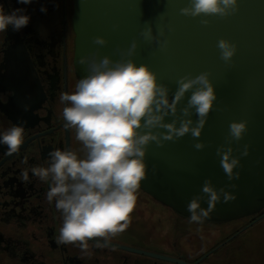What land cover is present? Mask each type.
Returning a JSON list of instances; mask_svg holds the SVG:
<instances>
[{
	"label": "clouds",
	"instance_id": "obj_1",
	"mask_svg": "<svg viewBox=\"0 0 264 264\" xmlns=\"http://www.w3.org/2000/svg\"><path fill=\"white\" fill-rule=\"evenodd\" d=\"M17 2L28 5L32 0ZM239 7L240 0H188L180 12L193 18L201 17L200 23L206 26L210 23L208 17L226 18L235 15ZM41 11L46 12V8L42 6ZM29 21L30 16L23 8L10 12L0 8V32H5L9 26L18 32ZM140 35L147 42L155 41L161 49L168 46V39H162V29L153 35L148 25ZM93 43L104 46L107 40L95 36ZM216 46L220 59L230 64L237 44L221 37ZM136 49L137 41L133 40L126 50H121L118 60L107 55L98 59L99 50L79 58L81 65H87V74L77 82L74 92L61 93L60 102L66 105L62 112L65 127L75 129L76 140L83 145L85 155L79 157L71 149H54L48 154L47 167L30 169L35 177L49 183L46 199L49 203L55 201L56 209L61 212L62 226L57 244H77L86 252L89 240L99 238L96 246L107 247L112 237L126 230L130 223L128 216L136 204L137 190L145 178V156L150 143L163 146L166 141H176L191 133L196 140L194 148L205 147L197 138L217 100L210 73L180 76L174 98L170 100L169 88L158 81L157 73L149 65H138L131 59ZM189 91L191 95L177 115L178 104ZM193 111L197 117L195 121L191 118ZM169 115L174 118L166 122L165 117ZM246 131V120H233L226 144L216 149L229 181L240 178V172L234 169L241 167L240 157L233 155L232 142L240 141ZM23 138V127L13 125L0 133V144L7 146L9 154L16 153ZM246 155L247 144L241 152V156ZM22 179L29 180L28 170L22 172ZM222 196L225 203L235 199L224 187L216 189L211 179H206L201 194L193 196L187 204L189 222L202 224ZM205 199L207 208L201 206Z\"/></svg>",
	"mask_w": 264,
	"mask_h": 264
},
{
	"label": "flooded vegetation",
	"instance_id": "obj_2",
	"mask_svg": "<svg viewBox=\"0 0 264 264\" xmlns=\"http://www.w3.org/2000/svg\"><path fill=\"white\" fill-rule=\"evenodd\" d=\"M0 8L5 12L23 8L30 16L22 30L9 26L0 32V133L13 125L24 129L16 153L9 154L7 146L0 144V264L225 263L226 256L209 257L263 215L264 209L238 229L232 227L235 217L190 223L187 204L160 193L151 179H143L149 189L140 182L130 223L107 247L96 246L99 238L89 240L86 252L77 244H57L61 212L55 201L46 199L49 183L30 169L47 167L54 149L85 155L75 129L65 127L66 105L60 102L61 93L74 92L82 78L75 61L74 0H32L28 5L0 0ZM24 170L29 171L27 182L22 179ZM206 224L219 226L208 231Z\"/></svg>",
	"mask_w": 264,
	"mask_h": 264
},
{
	"label": "water",
	"instance_id": "obj_3",
	"mask_svg": "<svg viewBox=\"0 0 264 264\" xmlns=\"http://www.w3.org/2000/svg\"><path fill=\"white\" fill-rule=\"evenodd\" d=\"M187 3L188 0H74L75 61L83 77L87 74V65L78 62L81 56H91L99 50L98 59L107 55L118 60L121 50L136 40L137 49L131 59L138 65H149L157 73L158 81L169 88L170 100L174 98L180 76L210 73L217 100L197 138L205 147L195 149L196 140L191 133L176 141H166L163 146L150 143L144 179L157 184L160 193L172 194L188 204L193 196L201 194L204 181L210 178L216 189L224 187L235 196L226 203L222 196L209 214L211 218L221 217L218 221H225L234 217L231 215L235 206L254 196L256 190L264 189V0H240L235 15L208 17L210 23L206 26L200 23L201 17L181 14L180 9ZM148 25L153 35L163 30L162 39L169 41L167 48L161 49L155 41L143 39L140 32ZM95 36L105 37L107 44H94ZM221 37L237 44L230 64L220 59L216 45ZM190 95L191 91L178 104L177 115ZM173 118L169 115L165 120L171 122ZM191 118L197 119L194 111ZM233 120H246L247 131L240 141L232 142L233 155L240 157L241 167L234 169L240 172V178L229 181L216 149L226 144ZM246 144L248 155L241 156ZM145 182V187L151 188ZM230 184L235 187L229 188ZM252 201L264 202V194L253 197ZM204 205L208 207L206 199L201 202ZM263 209L264 204L243 216L255 215Z\"/></svg>",
	"mask_w": 264,
	"mask_h": 264
},
{
	"label": "rangeland",
	"instance_id": "obj_4",
	"mask_svg": "<svg viewBox=\"0 0 264 264\" xmlns=\"http://www.w3.org/2000/svg\"><path fill=\"white\" fill-rule=\"evenodd\" d=\"M263 194L264 189L256 190L254 196H248V199L244 200L240 206L237 205L234 207L235 210H233L231 215L235 217L232 227L238 229L249 222L251 217H245L243 215L261 208L264 202H253L252 200L253 197ZM217 225L206 224V230L211 231ZM219 225L223 226L224 224L222 222ZM207 235L208 233H206ZM221 256H226V262H222V264H264V215L251 225H248L235 239L216 251V254L211 255L209 258L212 259Z\"/></svg>",
	"mask_w": 264,
	"mask_h": 264
},
{
	"label": "trees",
	"instance_id": "obj_5",
	"mask_svg": "<svg viewBox=\"0 0 264 264\" xmlns=\"http://www.w3.org/2000/svg\"><path fill=\"white\" fill-rule=\"evenodd\" d=\"M260 212H262V211H260ZM260 212H259V213H260ZM257 214H258V213H257ZM255 215H256V214H255ZM251 216H254V215H250V216H248V217H251ZM250 219H251V218H250Z\"/></svg>",
	"mask_w": 264,
	"mask_h": 264
}]
</instances>
